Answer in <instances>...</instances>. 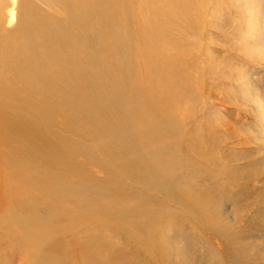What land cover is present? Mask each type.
<instances>
[{
	"label": "rangeland",
	"instance_id": "1",
	"mask_svg": "<svg viewBox=\"0 0 264 264\" xmlns=\"http://www.w3.org/2000/svg\"><path fill=\"white\" fill-rule=\"evenodd\" d=\"M195 1L160 135L165 79L119 81L138 0H0V264H264V0Z\"/></svg>",
	"mask_w": 264,
	"mask_h": 264
},
{
	"label": "bare ground",
	"instance_id": "2",
	"mask_svg": "<svg viewBox=\"0 0 264 264\" xmlns=\"http://www.w3.org/2000/svg\"><path fill=\"white\" fill-rule=\"evenodd\" d=\"M137 4L140 5V8L138 7L137 18L139 21L141 20L143 25L135 28L140 47L138 54L136 53V57L131 64L133 67H129L130 72L127 73L124 70L123 77L119 81L124 84L131 83L133 85H138L143 90V83L145 80H148L149 84L154 82L150 79L151 75H153L155 79L158 78L160 80V76L165 79V83H161L163 88L160 91H163V93L158 97L157 101L152 103L151 101L144 102L142 98L141 103H144L136 110L137 113L141 111L142 128H152L160 135H165V128L176 131L175 122L171 120L174 119V116L169 111L168 103L166 102L170 97V101L178 110L179 104L181 103V101H179V92L172 90V87L171 91L167 85L169 83L171 84L172 80L177 79L182 69L186 72L183 75L191 78V74L188 73L189 71L187 72L185 66L183 68L182 65V60L185 59L186 61V58L190 59V57L188 55L186 57L177 55V52L173 51L175 49L180 50L184 47H182L181 44L183 35L176 36L175 33L180 29L186 30L190 28V24L196 20L194 18L195 13L200 11L201 8L197 7L195 0H138ZM192 60L194 61L195 59ZM168 63L170 64L168 65ZM81 90L85 91L86 89L82 87ZM4 93L5 89L0 86V95ZM10 94L15 96L17 95V91L10 90ZM164 104L165 107L163 108ZM2 114L0 111V116H2ZM129 134L131 136L133 132ZM128 139L131 147L130 153H137L136 144L139 137L137 141L131 140L130 138ZM124 140L125 136L123 141ZM146 154L153 157L155 154H161V150L151 146L146 149ZM160 156L161 155H159V157ZM1 158L2 155L0 156V159ZM119 209L123 210L121 207H116L113 211ZM128 210L129 213H131L130 219L133 216L140 215V207L136 204H130ZM81 220L83 222V219ZM109 227H114V221L110 222ZM29 242L32 252L39 256H46L56 249L55 246L47 244L42 229L34 230L29 237ZM68 257L71 256L66 255L57 260L42 262L41 264H75V260L72 258L69 259Z\"/></svg>",
	"mask_w": 264,
	"mask_h": 264
}]
</instances>
